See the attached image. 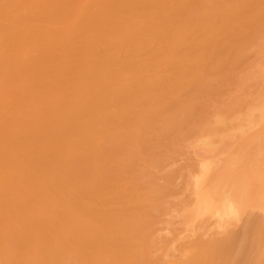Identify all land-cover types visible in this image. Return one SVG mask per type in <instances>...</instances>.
Returning a JSON list of instances; mask_svg holds the SVG:
<instances>
[{
    "label": "bare ground",
    "instance_id": "obj_1",
    "mask_svg": "<svg viewBox=\"0 0 264 264\" xmlns=\"http://www.w3.org/2000/svg\"><path fill=\"white\" fill-rule=\"evenodd\" d=\"M263 19L264 0H0V99L8 95L9 82L20 94L14 100L12 83L8 96L13 95V100L0 104V127L15 128L19 123L28 132L25 139L17 134L12 138L13 133L6 139L3 126L0 130V163H4L0 164L4 167L3 171L0 167V199L12 198L0 202V264H264V56L257 67L253 65L256 69L260 65L257 75L251 64L252 71L245 70L250 77L234 67L239 80L233 74L231 81L240 85L239 91L241 80L251 81L243 82L246 89L240 94L229 81L231 74L226 78L239 101L228 85L233 99L226 104L224 96L223 111H216L217 106L223 108L221 102L216 109L209 104L215 110L201 106L209 103L213 77L223 80L241 51L248 53L253 47L264 51V29L263 35L258 31ZM251 39L262 47L252 41V48L246 46ZM77 47L84 50V59L81 55L73 66L69 54ZM77 65L81 77L74 72ZM93 69L97 70L94 76ZM5 72H10V78L2 75ZM56 72L68 77L54 79L59 78ZM27 74L28 87L21 82ZM95 76L102 77L99 87ZM83 81L91 84L87 87ZM39 109L49 113L45 127L48 119L45 114L46 119L41 118ZM204 110L210 119L204 116L205 132L199 127L201 135L195 131L198 138L191 145L197 169L183 183L189 194L184 188L186 199L179 194L184 200L177 203L171 194L184 190L174 183L178 182L175 171H165L172 158L166 157L167 151L182 141L181 136L196 130L192 129L198 112L204 115ZM47 135L56 138L46 141ZM38 139L42 150H47L39 158V143H33ZM58 142L61 151H53ZM82 145L84 157L77 155ZM14 163L22 166L17 179ZM31 182L40 188L38 193L22 191V185L32 190ZM81 182L84 191L77 196V190L75 197L71 190ZM176 189L180 191L174 193ZM50 193L62 196L58 201L63 216L60 209L47 208L39 220L38 211L47 205L38 198L53 203L51 198L56 196ZM65 196L73 197L68 201ZM170 196L176 206H183L178 205L181 212L173 211L180 214L178 218L186 214V221H196L188 222L195 225L189 228L174 217L184 229H192L190 236L188 229L177 235L179 230L161 228L158 217L172 207ZM74 197L84 199V205L75 208ZM52 210L59 211L61 221L50 222ZM253 211L262 216L255 218Z\"/></svg>",
    "mask_w": 264,
    "mask_h": 264
},
{
    "label": "rangeland",
    "instance_id": "obj_2",
    "mask_svg": "<svg viewBox=\"0 0 264 264\" xmlns=\"http://www.w3.org/2000/svg\"><path fill=\"white\" fill-rule=\"evenodd\" d=\"M219 4H220V3H219ZM216 5H218L217 2H216ZM213 6H215V5L213 4ZM215 7H216V6H215ZM216 9H217V8H216ZM263 20H264V19H263ZM263 23H264V22H263ZM262 26H263V24L261 25V27H262ZM262 29H264V26H263V28L258 29V31L260 30V33H261V34L263 33V32H262V31H263ZM258 31H257V32H258ZM257 32L255 33L256 36H257V34L259 33V32H258V33H257ZM262 35H263V34H262ZM262 35H261V36H262ZM82 36H83V35H82ZM252 38H253V41H256L255 39H256L257 37L255 38L254 35H253ZM260 38H261V37H259V39H260ZM262 38H263V39H262ZM262 38H261V43L264 42V41H263V40H264V37L262 36ZM251 41H252V39L249 41L250 44H249V43H246V46L250 45V47H251V45L254 44V42L252 41V42H253V43H252ZM262 41H263V42H262ZM251 43H252V44H251ZM255 43L258 45V48H260V46H259V45H261V44H259L260 42L257 41V42H255ZM256 44H254V45H256ZM254 45H252V47H253ZM252 47H251V48H252ZM261 47H262V45H261ZM244 48L247 49V47H244ZM253 48H254V47H253ZM253 48H252V49H253ZM69 49H70V48H69ZM77 49H78V47L76 48V50H75V49H73V50L71 49V52H70V54H69V56L74 57V60H73V66H75V65L77 64V62L74 63L75 60H79L78 58H81V55H82V57H83V53H82V51H84V50H82L81 48H79L78 51H77ZM80 49H81V52H80ZM248 49H249V47H248ZM252 49L249 50L248 53H247V51H245V53H244V50L241 51V52H243V55H242V56L245 57V58L242 57V60H244V63H243L242 60H240V59H241V54H242V53L240 52V53L238 54V57H237V59H239V60H237V63H238V64L235 62V61H236V60H235V61L233 62V63L235 64V66H233V69H232V67H230L232 70H234V67H235L236 70H237V68L239 67V68H238V72L241 71L240 68H242V70H244V71H241L242 73H244V74H243V77H244V76H245V77H247V76L250 77L251 75H250V74H247L248 71H246V75H247V76L245 75V70H246V68H248V69L251 68V69H252V66H253V65H256V67H257V63H258V61H259V60H262V58H263V56H264V55H261V54L264 53V51L262 52V50H259V49H254V50H252ZM74 50H75V51H74ZM255 50H256V51H255ZM72 51H74V52H73L74 55H73ZM258 51L260 52L259 54H258ZM75 52H76V53H75ZM78 52H80L81 54H79ZM249 52H250V53H249ZM75 54H78V56L76 57ZM64 55H65V54H64ZM259 58H260V59H259ZM83 59H84V57H83ZM245 59H246V60H245ZM238 61H239V62H238ZM240 61H241V63H240ZM71 62H72V61H71ZM79 62H81V60H80ZM233 63H232V64H233ZM262 63H264V59H263V62H261V64H262ZM234 64H233V65H234ZM250 64H251V67L249 68ZM69 65H70V67H72V63L69 64ZM79 65H80V63H79ZM79 65H77V68L79 67L77 71H76V70H75V71L73 70L74 72H78V75H79V71H80L79 69L81 68V66H79ZM236 65H237V68H236ZM247 65H248V66H247ZM262 65H264V64H262ZM67 66H68V64H67ZM245 66H246V67H245ZM258 66H259L258 68H260V65H259V64H258ZM77 68H76V69H77ZM258 68L256 69V68H254V66H253V70L255 71V69H256V75L258 74V73H257ZM261 68L264 69V66H261ZM74 69H75V68H74ZM231 69H230V70H229V69L227 70V73H228V74H226V73L224 74L225 78H224V76H223V80H222V76H221V78H220V77H213L214 79L216 78V81H215L214 84H212V83H213V78H212V82H211V78H210V80L208 79L209 82H211L212 87L214 86V88H217V89L215 90V89L213 88V89H214V92H213V89H212V87H211L212 91L209 92V94H210L211 96H210V98H208L209 103L206 102V101H207V97H206V96H207L208 94L205 95V98H206L205 102H206L208 105L204 104V103H203L204 101H203V102L201 101L204 105H203V104L201 105V102L198 103V105H199V110H203V109H206V108L209 109L210 106H214V105H212V104H215V109H216V105H220V106H221V104H222V105H223V108H222V107L219 108V107L217 106L216 111H218L219 109H220L221 111H223V110H224V104H225V101L227 100V101L229 102L228 98H230V97L232 98V96H233V97H236V96H234V94H236V92L234 91L233 88L236 86V84H238V83H236L235 81H237L236 79H238V77H236V76H237L236 73H237V74H239V73H238L237 71H235V70H234L233 73H232ZM248 69H247V70H248ZM251 69H250V71H252ZM95 71H96V72H95ZM250 71H249V73H250ZM259 71H260V70H259ZM263 71H264V70H263ZM74 72H71V76H72V74H73ZM94 72L97 73V70L93 69V76H94ZM9 73H10V72H9ZM9 73L5 72V74L3 73L2 75H3L5 78H10V74H9ZM65 73H66V70H65ZM67 73H68V72H67ZM242 73H240V75H242ZM252 73L254 74L255 72H252ZM263 73H264V72H263ZM7 74H8V75H7ZM56 74L58 75V72H56ZM76 74H77V73H76ZM229 74H231V75H230V79H229V81H230L231 83H233V84L235 83V85H234L233 88L230 87V86L233 85V84H230L229 81L227 80L228 77H229ZM233 74H235V75L233 76ZM260 74H261V72H260ZM28 75H29V74L24 75V76L22 77L23 79L21 78V82H22V84L25 83V84H26V87L29 86V84H28V82H29V80H28V79H29V76H28ZM64 75H65V74H63V72H62V75H60V76L58 75L59 78H57V76H56V78H54V79H58V80L60 79V80H61L62 78H66V77H68L67 75H65V76H64ZM249 75H250V76H249ZM254 75H255V74H254ZM254 75H253V78H255ZM7 76H8V77H7ZM33 76H34V75H33ZM71 76H69V77H71ZM74 76H75V77H78V76H76V75H74ZM79 76H80V75H79ZM81 76H82V73H81ZM81 76H80V77H81ZM83 76H84V75H83ZM231 76H233L232 78L235 79V81H233V79H232V81H231ZM97 77H98V78H97ZM97 77L95 76V78H96V79H94L95 82H96L98 79H100V83H101V81H102V84H103L102 77H99V76H97ZM239 77H240V76H239ZM27 78H28V79H27ZM34 78H35V77H34ZM217 78H218V79H217ZM219 78H220V79H219ZM226 78H227V79H226ZM251 78H252V77H251ZM251 78H249V79L251 80ZM256 78H257V77H256ZM256 78H255V79H256ZM24 79H25V80H24ZM75 79L77 80V79H79V78H75ZM75 79H73V78L71 79V78H70V81L72 82V80L74 81ZM82 79H83V78H82ZM82 79H81V80H82ZM241 79H242V78H241ZM260 79H261V77L259 78V80H260ZM30 80H32V81L34 80V79H32V75H31V74H30ZM64 80H65V79H63L62 82H61V81H59V82H61V84L63 83V85H65V84L67 83V79H66V82H65ZM79 80H80V79H79ZM217 80H218L219 83L217 82ZM238 80H239V79H238ZM246 80H248V78H247ZM252 80L254 81V79H252ZM26 81H27V82H26ZM54 81H55V80H54ZM220 81H222V83H221ZM241 81H242V82H241ZM241 81H240V82H241V84H242V88H243V89H244V88L246 89L245 85L243 86V84H244L243 82H244L245 80H241ZM253 81H252V85L254 84ZM257 81H258V80H257ZM34 82L36 83V85H37V83H39V82H36V81H34ZM59 82H58V81H55V83H57V84H58ZM68 82H69V80H68ZM87 82H88V81H87ZM92 82H94V81H92ZM95 82H94V84H96V87H99V84H98V83H99V80H98L96 83H95ZM227 82H228V83H227ZM247 82H248V81H247ZM247 82L245 81V83H247ZM250 82H251V81H250ZM250 82H248V83L250 84ZM255 82H256V81H255ZM12 83H13V82H12ZM12 83L9 82V83L7 84V85H9V88H8L7 85H6V87L8 88V89L6 88V90L8 91V95H9V89H11L10 85H12ZM31 83H32V82H31ZM83 83L86 84V81H85V82L83 81ZM88 83H89V85L91 84V82H88ZM216 83H217V84H216ZM224 83H225V85H227V88H226V86L224 85ZM256 83H258V82H256ZM256 83H255V85H254V89H255V90H258V88L256 87V85L259 86V84H256ZM25 84H24V85H25ZM215 84H216V85H215ZM218 84H219V85H218ZM221 84L224 85V86L222 87ZM27 85H28V86H27ZM30 85H31V84H30ZM89 85L86 84L87 87H88ZM97 85H98V86H97ZM100 85H101V84H100ZM228 85H229V88L232 90V92L234 91L233 93L231 92V90H228ZM252 85H250V89H252V88H251ZM261 85H262V83L260 82V86H259V88L261 87ZM33 86H34V85H33ZM83 86H84V85H83ZM215 86H216V87H215ZM239 86H240V85H239ZM239 86H238V87H237V86L235 87V90L238 88L237 93L241 91V90L239 91ZM246 86H248V85L246 84ZM13 87H14V88H13ZM19 87L21 88L20 85H19ZM19 87H18V88H19ZM35 87H36V86H35ZM219 87H220V88H219ZM12 88H13V90H12V89H11V90L13 91V94L15 95V98H14L13 95H11L12 98H10V96H8V95H6V96L4 95L6 98H2V99H0V100H2V101H0V104H1V102H3V101H4L3 103H6L7 100H8V102L11 103V101L13 100V98H14V100L16 99V94H19V93H18V91H17L18 89L16 90V91H17L16 94L14 93L15 88H16L15 83H13ZM20 88H19V89H20ZM24 88H25V87H24ZM24 88L22 87L20 90H21V91H25ZM29 88H30V87H29ZM32 88H33V87H31V89H32ZM248 88H249V86H248ZM65 89H67V88L65 87ZM85 89L87 90V88H85ZM219 89H221V90H219ZM222 89H223V90H222ZM243 89H242V91H243ZM250 89H249V90H250ZM249 90H247V91H249ZM260 90H261V88H260ZM260 90H259V91H260ZM28 91H29V90H27V88H26V92H28ZM32 91H33V90H32ZM224 91H225V92H224ZM227 91L231 92L232 96H231V94H230V96H229V94L227 93ZM242 91H241V92H242ZM247 91H246V92H247ZM259 91H257V92L255 91V94H257ZM26 92H24V94H25ZM220 92H221V93H220ZM250 92L252 93V97H253V95H254L253 92H252V91H250ZM10 93H11V91H10ZM20 93H21V92H20ZM22 93H23V92H22ZM217 93H218V94H217ZM11 94H12V93H11ZM225 94H227V95H225ZM238 94H240V93H238ZM245 94H246V93H245ZM248 94H249V92H248ZM248 94H247V95H248ZM19 95H20V94H19ZM218 95H219V96H218ZM236 95H237V94H236ZM249 95H250V94H249ZM4 96H3V97H4ZM7 96H8V97H7ZM216 96H217V97H216ZM224 96H225V99H226V100L224 99ZM228 96H229V97H228ZM243 96H244V95H243ZM69 97H70V96H69ZM69 97H68V99H66V101H67V100H70ZM219 97H220V98H219ZM221 97H222L223 99H222ZM239 97H240V96H239ZM247 97H248V96H247ZM252 97H251V95H250V97H248V98L251 99ZM7 98H8V99H7ZM72 98H73V96H72ZM72 98H71V99H72ZM205 98H204V99H205ZM243 98H244V97H242V99H243ZM204 99H203V97H202V100H204ZM220 99H221V100H220ZM232 99H233V98H232ZM242 99L240 98V100H242ZM199 100H200V98H198L197 101H199ZM217 100H218L219 102H217ZM237 100H238V95H237ZM243 100H244V99H243ZM211 101H213L214 103L211 102ZM223 101H224V102H223ZM227 101H226V102H227ZM231 101L233 102V100H231ZM238 101H239V100H238ZM70 102H71V100H70ZM87 102H88V101H87ZM220 102H221V104H220ZM222 102H223V103H222ZM246 102H247V101H246ZM67 103H68V102H67ZM194 103H195V101H194ZM83 104H84V103H83ZM88 104H90V103H88ZM209 104H210V106H209ZM226 104H230V102H229V103H226ZM80 105H81V103H80ZM85 105H86V104H85ZM200 105H201L202 107L204 106L203 109H201ZM207 106H208V107H207ZM226 107H227V106H225V108H226ZM221 108H222V109H221ZM210 109L213 110L214 108H211V107H210ZM210 109H209V110H210ZM215 109H214V110H215ZM226 109H227V108H226ZM209 110H208V112H209ZM46 111H47V110H46ZM216 111H215V113H216ZM36 112H37V113H36ZM36 112H35V113L38 115V110H36ZM42 112H43V109H39V114H41L40 116H41L42 119L45 120L47 117H49V113H47V114L44 113V114L46 115V118H45V115H44ZM204 112H205V110H204ZM202 113H203V111L198 112V116H197V118H196V120H195V121H196V125H194L195 128L193 127V129H192V126H193V124L195 123L194 121L192 122L193 124L191 123L192 126H191V125L189 126V128L191 127L192 130L196 129V130H194V131L191 130V131H192L191 133H190V131H189V134H186L188 137L190 136V137H189V138H190V139H189L190 141L187 140V139H188L187 136H185V137L181 136L180 138H182V137H183V138H182V139L179 138L178 140H182V141H180V142H177V141H176V142H175V143H176V146H175L174 148H173L174 143H173V145L170 146V148L172 147L173 152H172V150L169 149V147H168L167 150H168V149H169V150H168V151L165 150V153H164V154L166 155V151H167V155H166V157L168 156V159L171 158L170 155L172 156V158H171V160H170L171 162L166 158V159L168 160V162H167V163H168V166H169V164H171V165H170V167H168V166H167V163H166V166H167V167L165 166V171H166V172H171V171L174 172V171H175V173H176V175H177V176L175 175V177H177V179H175V180L178 181V182H174V183L178 184L179 189H180V186H183V183L186 184V179L188 178V176H190V174H192V176H193V174H194L193 172H195L196 169H197L195 166H197V165H196V162L198 163V160H197L198 158H196V155L194 156V153H193L194 151H193L191 145H192V142L195 140V138H196V137L198 138L197 134L200 133L199 130H201V128H202L201 133L203 134V133L205 132V129H204V127H203V124L205 123V120H207V119H204V116L207 115V112H205L204 115H203ZM212 113H214V112H212ZM215 113H214V114H215ZM201 114H202L203 118H202V116H201V119H200V120H201V123H202V124L200 125V122H199L200 120H198V118H200V115H201ZM205 114H206V115H205ZM38 116H39V115H38ZM209 116H210V114H209L208 116H206V117H208V121H209V119H210ZM212 117H214V116H212ZM212 117H211L210 122L213 120ZM47 119H48V118H47ZM49 120H50V119L46 120V124H45V125H44V124L42 125V123H41L40 125H42L43 127H45V126L47 125V121H49ZM197 120H198V122H197ZM202 120H203V121H202ZM42 122H43V121H42ZM210 122H209V124H210ZM198 123H199V124H198ZM206 123H207V122H206ZM206 123L204 124V126H206ZM1 125H2V124H1ZM9 125H10V124H9ZM13 125H14V124H13ZM17 125H18V127H16ZM17 125H15V128H14V126H12V125H10L11 127H7V126H5V125L3 124V125H2V126H3V129L1 130V128H2V126H1V127H0V130H1L3 133H4V132L6 133V134H5L6 137L4 136V134L2 135L1 132H0V135H2L4 138L7 139V137H11V134L13 133V134H12V135H13L12 138L14 137V135L17 134L18 137L21 136L22 138L25 139V137H23V136H25L26 133H28V132H24V131H27V130H25L24 127H20L19 123H17ZM197 125H200V126H198V128H197ZM207 125H208V124H207ZM43 127H42V128H43ZM199 127H201V128L199 129ZM206 127H207V126H206ZM5 128H6V129H5ZM7 128H8V130H9V132H8ZM10 128H11V129H10ZM22 129H24V130H22ZM43 129H44V128H43ZM198 129H199V130H198ZM6 130H7V131H6ZM11 130H13V131L11 132ZM20 130H21V131H20ZM189 130H190V129H189ZM17 131H18V132L20 131L21 135H20V133H18ZM195 131H197V132H196L197 134L194 133ZM202 131H203V132H202ZM7 132H8L9 134H7ZM23 133H25V134H23ZM31 133H33V132H31ZM18 134H19V135H18ZM192 134L194 135V136H193V140H191ZM7 135H8V136H7ZM51 135H52V134H50V136H51ZM195 135H196V136H195ZM198 135H199V134H198ZM200 135H201V134H200ZM200 135H199V136H200ZM48 136H49V135L46 136L48 139H46V138L44 137V139H45L46 141H48V140L51 141V140H53V138L55 137L54 135H53L52 137H50V136L48 137ZM21 137H20V139H22ZM194 137H195V138H194ZM26 138H27V137H26ZM55 138H56V137H55ZM184 138H185L186 140H185ZM41 139L43 140V138H41ZM41 139H38V140H34V141H33V143L35 142V143H34L35 146H37L38 143H39V144H38L39 147L41 146V145H40V143H41ZM39 140H40V141H39ZM45 140H43V141H45ZM38 141H39V142H38ZM46 141H45V142H46ZM183 141H185V142H183ZM51 142H52V141H51ZM36 143H37V144H36ZM43 143H44V142H43ZM184 143H186V144H184ZM41 144H42V143H41ZM56 144H58V146H59V145L61 146L60 142H58V143H56ZM56 144H55V145H56ZM236 144H237V143H236ZM55 145H54V146H55ZM62 145H63V144H62ZM177 145H178V147H179V146H180V147L178 148ZM183 145H184V146H183ZM189 145H190V146H189ZM60 146H59L58 148H57V147L54 148L53 151H58V149H59V151H61V147H60ZM82 146H83L82 148H80V147H81V146H80V147L77 149V155H80L81 157H82V156L84 157V145H82ZM41 147H42V146H41ZM41 147H40V148L36 147V154H37V151H38V154H37L38 158H39L40 156H43V157H44V155H42V154H45L46 151H47V150H44V149H43L44 152H45V153H44ZM190 147H191V149H190ZM22 149H24V150H22ZM22 149H21V150L25 153V150H26V149L23 148V147H22ZM39 149H41V150H39ZM56 149H57V150H56ZM79 149H80L81 151H80ZM181 149H182V150H181ZM21 150H20V152H21ZM178 150H179V151H178ZM39 151H40V152H39ZM23 152H21V153H23ZM80 152L83 153V154H81ZM168 152H169V153H168ZM174 152H175V153H174ZM173 153H174V154H173ZM179 153H180V154H179ZM184 153H185V154H184ZM172 154H173L174 156H173ZM39 155H40V156H39ZM45 155H46V154H45ZM175 155H176V156H175ZM177 155H178V157H177ZM191 155H192V156H191ZM80 156H78V157H80ZM169 157H170V158H169ZM41 158H42V157H41ZM175 158H176V159H175ZM183 158H185V159H183ZM189 158H190V159H189ZM193 158H194V159H193ZM41 160H42V159H41ZM19 161H20V160H19ZM165 161H166V160H164V164H165ZM193 161H195V162H193ZM14 162H16V161H14ZM20 162H21V161H20ZM172 162H173V163H172ZM174 162H178V163H174ZM0 164H2V165L4 166V163H0ZM41 164L45 165V163H41ZM188 164H189V165H188ZM2 165L0 166V167H1V170L4 169V167H3ZM14 165H15V166L12 165V168H14V170H15V176H16V179H17V178H18L17 176H22V173H21V172H18V170L21 171L20 168H22V166L19 168V165H20L19 163H16V164L14 163ZM21 165H23V162L21 163ZM39 165H40V164H39ZM190 165H191V167H190ZM2 167H3V168H2ZM17 167H18V168H17ZM39 167H42V165H40ZM59 167H60V166H59ZM178 167H179L180 169H179ZM181 167H182V168H181ZM183 167H184L185 169H184ZM194 167H195V169H193ZM162 168H164V167H162ZM170 168H171V169H170ZM187 168H188V169H187ZM58 169H60V168H58ZM79 169L82 170L81 167H80ZM167 169H169V170H167ZM178 170H179V171H178ZM2 171H3V170H2ZM82 171H83V170H82ZM184 171H185V172H184ZM187 171H188L189 174L186 173ZM190 171H191V172H190ZM178 172H179V173H178ZM17 173H18V174H17ZM20 173H21V174H20ZM177 173H178V174H177ZM184 173H186V176H184ZM178 175H179V176H178ZM46 176H49V175L46 174ZM181 176H182L183 178H181ZM41 177H42V176H41ZM44 177H45V176H44ZM175 177H174V178H175ZM184 177H185V181H184ZM186 177H187V178H186ZM20 178H21V177H20ZM32 179H33V178H32ZM173 181H174V179H173ZM173 181H172V182H173ZM187 181H188V179H187ZM32 183H33V182H31V185H32V186H33L34 184H36L35 182H34L33 184H32ZM181 183H182V184H181ZM29 184H30V183H29ZM78 184H79V185H78ZM78 184H77V183H76V185L74 184V185H73V188H72V190H71V192H73V190H74L73 195H74L75 197H76L77 194H78L77 196L81 195V194L83 193V191H84V183L82 184V182H81V185H80V183H78ZM179 184H180V185H179ZM20 185H21V184H20ZM25 186H26V187H25ZM25 186H23V185L21 186L22 191H27V192H32L33 190H35L36 192H37V191H40V188H39V189L37 188L38 185H35L36 187L33 186V187H32V190H31V187H30V188L28 187V185H25ZM77 186H78V187H77ZM79 186H80V187H79ZM24 187H25V188H24ZM34 188H36V189H34ZM79 188H80V189H79ZM184 188H185V187L183 186V190H184V191H183L182 193L179 192L180 190L182 191V188H181L180 190H179V189H176V190H178V191H177V192H174V193H178V192H179L178 194H175L176 196H175L174 194H173V195L171 194V196H173V197L177 200V203H179L180 200H181V201L184 200V199L181 198V197H184V195H185L184 192H185V189H186V188H185V189H184ZM23 189H25V190H23ZM27 189H28L29 191H28ZM37 189H38V190H37ZM30 190H31V191H30ZM77 190H78V191H77ZM80 190L82 191L81 193H80ZM35 191H33V192H35ZM76 191H77V194H74ZM37 193H38V192H37ZM183 193H184V195H183ZM50 194H51V193H50ZM52 194H53V195H52ZM52 194L50 195V197H51V196H56V199H55V197H52V198H51V199L54 198V200H55V201L53 202L54 204H53L52 202H50V201H53V200L43 198V200L45 199L44 201H46V202H42L43 200H42V201L39 200V199H42V197L40 196V198H38V202H40V203H42V204H43V203H44V204L46 203L45 205H47V206L44 207V208L42 207V209H43L44 211H43L42 209H41L42 212H41V210H39V211L41 212V214H40V212L38 211L37 214L39 215V217L37 216V218H39V220H40L41 217H43V216H41V215H44V214L48 211L47 208H49L50 210H51V209H54V208H55L56 210H57V209H58V210L60 209V210H59L60 213L63 211L62 207H61V206H60L61 208L59 207V205H60V202H59V201L61 200L62 196L60 195L61 198H59V194H58V196H57V193H56V194L52 193ZM179 194L181 195V197H179V196H180ZM186 194H189V189H186ZM182 195H183V196H182ZM42 196L44 197L45 195H42ZM82 196H84V194H83ZM171 196H170V197H171ZM185 196H187V195H185ZM72 197H73V196H71L70 199H72ZM75 197H74L73 200H72V203L74 202V203H73L74 207H75V208H80V207H82V206L84 205V201H83L84 199H81V198H82L81 196H80V197H81L80 200H79V197H77V198H75ZM178 197H179V200H178ZM2 198H5V199H2ZM6 198L9 199V200H6ZM47 198H49V197L47 196ZM65 198H67V196H65ZM167 198H169V197H167ZM167 198H166V199H167ZM171 198H172V197H171ZM174 198H172V203H173L172 207H175V208H176L179 204H177V206H176V203H175L176 200L174 201ZM184 198H185V197H184ZM10 199H12V198H11V197L9 198V197H7L6 195H4L3 197H1L0 202H1V203H3L4 201H5V202H7V201L9 202ZM67 199H68V198H67ZM70 199H68V201H71ZM75 199H78L80 203H79L77 200L74 201ZM185 199H186V198H185ZM187 199H188V198H187ZM1 200H3V201H1ZM47 200H48V201H47ZM58 200H59V201H58ZM62 200H64V198H63ZM167 200H168V199H167ZM173 201H174V202H173ZM8 202H7V203H8ZM47 202H48V204H51V203H52L53 206H55V207H51L52 204L48 206ZM61 202H62V201H61ZM170 202H171V200H170ZM78 203H79V205H77ZM3 204H5V203H3ZM55 204H57V205H55ZM62 204H63V203H62ZM40 205H41V204H40ZM45 205H44V206H45ZM76 205H77V206H76ZM81 205H82V206H81ZM174 205H175V206H174ZM57 206H58V207H57ZM179 206L181 207L182 205H179ZM179 206H178L176 209L167 206L168 208H166L165 211H163V212H165V215L169 214L170 212H171L172 214L170 213L171 215H170L169 218H168V215L165 216L164 213L161 212V213H160L161 216H160V218L158 217V221L160 220L159 224H161L162 227H161L159 224H158V226L161 227V228H164V229H167V228H168L167 230H170V229L173 228L172 231H174V232H175V230H177V231L179 230L178 232L176 231V232H177V235H180V234L182 235V234H186V232L183 233L182 231H180V230H183V229H184V228H183L184 225L186 226L185 222L188 223V222H191V221H192L191 223H193L194 221H193L192 219H191V220H188V219H187L188 216H187L186 214H184L183 217L181 216V217H182V220H181V218H178V217L180 216V214H178L179 211L183 209V208H182L183 206L181 207L182 209H181ZM50 207H51V208H50ZM170 208L172 209L171 211H170V210H167V209H170ZM178 208H180V209H178ZM61 209H62V210H61ZM185 209H186V208H185ZM16 210H17V208H16ZM166 210H167L168 212H169V211H170V212L168 213ZM174 210H175V211L178 210V211H177L178 213H176L177 215L175 214V212H173ZM45 211H46V212H45ZM52 211H54V212H53L54 215H53V218H52V217L50 218V219H53L52 221L50 220L51 223H54V221H55L54 219H56V223L58 222V219H59V220H60V219L62 220V216H63L62 213H61L62 216H60V214L58 213L59 211L56 212V213H55V210H52ZM43 212H44V214H43ZM180 212H181V211H180ZM257 212H258V211H256V213H254V211H253L252 214H255V215H256L255 218L258 219V218L260 217V215L262 214V212L259 211V214H258ZM57 213H58V214H57ZM173 213H174V216H172ZM260 213H261V214H260ZM160 214H159V215H160ZM55 215H56V216L58 215L59 218L55 217ZM162 215H163V216H162ZM178 215H179V216H178ZM181 215H182V214H181ZM185 215H186V216H185ZM40 216H41V217H40ZM64 216H65V214H64ZM171 216H172V218L177 217L180 221L183 222L184 225H183V224H182L183 226H182V225H179V224H181L182 222H181V223H179L180 221L177 222V221H178V220H176L177 218L172 219ZM258 216H259V217H258ZM261 216H262V215H261ZM185 217H187V218H186L187 221L185 220ZM263 217H264V216H263ZM263 217H262V218H263ZM183 218H184V219H183ZM42 219H43V218H41V220H42ZM161 219H163V220H161ZM189 219H190V218H189ZM260 219H261V218H260ZM260 219H259L258 221H260V223H261V220H262V219H261V220H260ZM61 220H60V221H61ZM210 220H211V219H210ZM210 220H208V222H210ZM45 221H46V222H45ZM45 221H44V223H47V222H48V220H45ZM166 221H167L168 224L166 223ZM202 221H203V220H202ZM206 221H207V220H206ZM173 222H174V224H173ZM195 222H196V221H195ZM195 222H194V223H195ZM198 222H199V220L197 221V223H198ZM208 222H207V223H204V225L207 224V226H208V225L210 224V223L208 224ZM211 222H212V221H211ZM48 223H49V222H48ZM197 223H196V225H197ZM200 223L202 224L201 221L199 222V224H200ZM176 224H177V225H176ZM199 224H198V225H199ZM261 224H264V218H263ZM167 225H168V226H167ZM192 225H193V227H195L194 224H192ZM192 225H191V226H192ZM198 225H197V227H198ZM204 225H203V226H204ZM169 226H170V227H169ZM185 226H184V227H185ZM191 226H189V223H188V226H186V227H189V228H190ZM200 226H201V225H200ZM178 227H181V228H178ZM186 227H185V228H186ZM175 228H176V229H175ZM182 228H183V229H182ZM189 228H187V229H188L189 231H191L192 229L190 230ZM200 228H201V227H200ZM205 228H206V226H204V229H205ZM187 229H184V230L188 232ZM195 229H196V228H193V230H195ZM204 229L202 228V229H200L199 231L202 232V230H204ZM199 231H198V229H197V232H198V233H199ZM197 232H196V234H198ZM178 233H179V234H178ZM161 234H162V233H161ZM189 234H192V231H191V233H188V235H189ZM188 235H187V236H188ZM189 236H190V235H189ZM218 237H219V235H218ZM187 238H189V237H187ZM187 238H186V239H187ZM182 240H183V239H182ZM183 242H185V238H184V241H182V242H181V241H178L177 244H181V243H183ZM263 243H264V239H263ZM175 254H176V253H175ZM67 259H68V258H66V260H67ZM68 260H69V259H68ZM68 260L66 261L67 263L69 262ZM71 260H72V259H70V262H71ZM63 261H64V260H63ZM66 262H64V263H66ZM76 263H77V262H76ZM69 264H74V263L71 262V263H69ZM77 264H79V263H77Z\"/></svg>",
    "mask_w": 264,
    "mask_h": 264
}]
</instances>
